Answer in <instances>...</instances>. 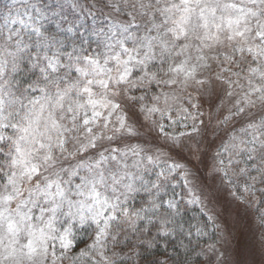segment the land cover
Here are the masks:
<instances>
[{"label":"snow or ice","instance_id":"obj_1","mask_svg":"<svg viewBox=\"0 0 264 264\" xmlns=\"http://www.w3.org/2000/svg\"><path fill=\"white\" fill-rule=\"evenodd\" d=\"M217 129L210 187L143 139ZM241 211L264 250V0L0 5V264H255Z\"/></svg>","mask_w":264,"mask_h":264},{"label":"rangeland","instance_id":"obj_2","mask_svg":"<svg viewBox=\"0 0 264 264\" xmlns=\"http://www.w3.org/2000/svg\"><path fill=\"white\" fill-rule=\"evenodd\" d=\"M205 102L203 103L202 110L205 115L202 119L205 120L206 123L209 121V113L214 112V108L210 106L211 101L209 98L205 96ZM216 125V120L213 119L209 124V129ZM224 132L221 129H217L216 133L213 134L209 131L206 138H198L201 139V147L199 153L195 151V143L189 142V146L183 148H174L171 146H164L163 141L160 139H156L153 135H145L143 139L147 141L148 147L160 146L163 147L165 152H169L173 159L181 164H184L192 173L189 177L191 183L197 187H210L213 185V180L210 176V171L213 165V155L220 143V140L217 137H223ZM218 184V181L216 182ZM223 195V194H222ZM211 207V206H210ZM200 215V210L195 206H192L188 213L186 214V219L191 220L193 216ZM234 215L226 218V221L222 224L226 230H231L234 227H238V225L234 224ZM241 216V224L246 226L250 231L247 232V243L249 245V254L246 256V259H250L255 262V264H260L262 256H264V250L261 249V235L259 229L256 227V222L252 217L246 216L243 211L240 213ZM202 219H206V217H202ZM81 239H87L86 234H81ZM207 246L208 238H204Z\"/></svg>","mask_w":264,"mask_h":264},{"label":"trees","instance_id":"obj_3","mask_svg":"<svg viewBox=\"0 0 264 264\" xmlns=\"http://www.w3.org/2000/svg\"><path fill=\"white\" fill-rule=\"evenodd\" d=\"M7 2V0H0V5ZM87 242V239H78V247L82 248L85 246V243ZM202 246L206 244V241H202ZM171 250V248L169 249ZM164 249L161 247L159 249H151L148 251H142V255L139 259V264H153V261L157 258L163 259V253ZM131 264V262H129Z\"/></svg>","mask_w":264,"mask_h":264}]
</instances>
